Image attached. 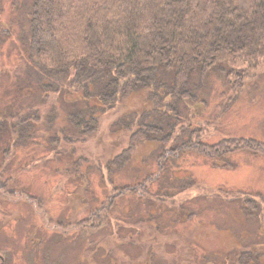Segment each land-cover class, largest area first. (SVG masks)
Segmentation results:
<instances>
[{
    "label": "rangeland",
    "instance_id": "obj_1",
    "mask_svg": "<svg viewBox=\"0 0 264 264\" xmlns=\"http://www.w3.org/2000/svg\"><path fill=\"white\" fill-rule=\"evenodd\" d=\"M32 3L0 0L4 264H81L80 256L88 258L84 264H145L150 233L162 241L159 248L154 246L155 259L160 250L172 264L175 252L197 237L193 234L200 220L224 225L231 223L229 209L237 204L264 203V154L247 149L217 159L187 151L172 164L166 161V170L160 173L159 156L171 143L152 140L123 167H111L109 162L124 155L129 146L127 124L136 130L148 108V92L99 112L98 130L82 135L69 114L87 107L85 90L74 82L73 74L39 75L30 60ZM200 90L198 103H180L175 135L186 139L188 130H178L184 126L200 131L202 141L210 145L229 137L264 143V61L250 73L239 97L220 119L226 78L211 72L202 79ZM147 177L146 193L119 195L121 189ZM133 254L137 259H131Z\"/></svg>",
    "mask_w": 264,
    "mask_h": 264
},
{
    "label": "trees",
    "instance_id": "obj_2",
    "mask_svg": "<svg viewBox=\"0 0 264 264\" xmlns=\"http://www.w3.org/2000/svg\"><path fill=\"white\" fill-rule=\"evenodd\" d=\"M29 23L30 60L38 74H73L85 90L87 107L69 114L82 135L98 130L99 112L148 92V108L136 130L127 124L129 146L109 162L111 167H123L141 145L153 141L171 143L159 156L160 173L166 161L172 164L187 151L210 159L244 149L264 154V143L249 138L229 137L210 145L200 131L184 126L178 130H188L187 138L175 135L180 103H198L202 79L209 73L224 76L228 83L220 119L250 73L262 65L264 0H33ZM148 179L119 195L146 193Z\"/></svg>",
    "mask_w": 264,
    "mask_h": 264
},
{
    "label": "flooded vegetation",
    "instance_id": "obj_3",
    "mask_svg": "<svg viewBox=\"0 0 264 264\" xmlns=\"http://www.w3.org/2000/svg\"><path fill=\"white\" fill-rule=\"evenodd\" d=\"M242 200H245L244 197ZM229 212L232 221L224 225L200 220L193 234L197 237H192L189 245H180L181 249L175 252L172 264H264V203L241 202ZM153 235L150 233L147 238L150 247L145 264H170L166 262L168 257L163 256V251L159 250L160 254L155 259L154 246L157 244L159 248L162 241ZM175 242L179 246L177 239ZM87 259L80 256L79 262L84 264ZM131 259L135 260L137 256L133 254ZM0 261L5 263L2 254Z\"/></svg>",
    "mask_w": 264,
    "mask_h": 264
}]
</instances>
